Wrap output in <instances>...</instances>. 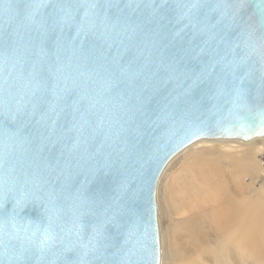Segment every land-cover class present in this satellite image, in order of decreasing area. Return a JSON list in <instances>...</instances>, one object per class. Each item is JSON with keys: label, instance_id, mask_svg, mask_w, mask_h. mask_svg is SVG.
<instances>
[{"label": "water", "instance_id": "95a60500", "mask_svg": "<svg viewBox=\"0 0 264 264\" xmlns=\"http://www.w3.org/2000/svg\"><path fill=\"white\" fill-rule=\"evenodd\" d=\"M262 136L264 0H0V264H161L167 164Z\"/></svg>", "mask_w": 264, "mask_h": 264}, {"label": "bare ground", "instance_id": "6f19581e", "mask_svg": "<svg viewBox=\"0 0 264 264\" xmlns=\"http://www.w3.org/2000/svg\"><path fill=\"white\" fill-rule=\"evenodd\" d=\"M263 154L264 136L219 138L171 159L157 188L161 264H251L254 253L264 256ZM191 164L195 176L180 181Z\"/></svg>", "mask_w": 264, "mask_h": 264}, {"label": "rangeland", "instance_id": "374dc122", "mask_svg": "<svg viewBox=\"0 0 264 264\" xmlns=\"http://www.w3.org/2000/svg\"><path fill=\"white\" fill-rule=\"evenodd\" d=\"M211 140V142L212 141H214V139H210ZM252 141V140H251ZM250 140L249 141H246V142H251ZM264 157V154L262 155V158ZM263 160H264V158H263ZM191 168H192V170H188V172H183V173H181L180 174V181H182L183 179H185V178H187V177H189L190 175H194L195 176V174H196V172H197V170H198V167H196L195 165H192L191 164ZM258 180H260V179H258ZM192 198V197H191ZM158 219H159V213H158ZM159 226H160V223H159ZM263 246H264V244H263ZM194 254V253H193ZM233 254H234V258H236L237 260H239L240 261V256H239V254L238 253H235V251L233 252ZM195 256V254L194 255H192L191 257L193 258ZM195 258V257H194ZM193 258V259H194ZM260 258V259H259ZM225 260H227L226 262H228V261H230V259L229 258H225ZM262 260V261H261ZM238 261V262H239ZM192 263H194L193 261H191ZM261 262H264V256H260V255H256L255 253H254V257H252V259H251V264H263V263H261ZM229 263V262H228ZM239 264V263H238Z\"/></svg>", "mask_w": 264, "mask_h": 264}]
</instances>
